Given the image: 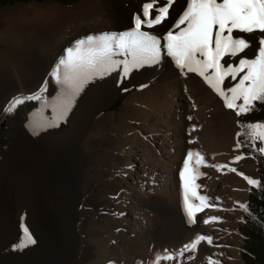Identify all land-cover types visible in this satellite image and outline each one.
<instances>
[{"label":"rangeland","instance_id":"374dc122","mask_svg":"<svg viewBox=\"0 0 264 264\" xmlns=\"http://www.w3.org/2000/svg\"><path fill=\"white\" fill-rule=\"evenodd\" d=\"M83 1L73 0L63 3L59 0H30L0 5V51L5 50L6 62L0 69V166H2L0 176L5 198L12 204L14 210L13 212L11 210L12 220L6 223V226L10 225L9 240L17 241L19 236L22 238L25 226L31 229L28 200L34 173L32 147L36 146L43 150L46 163L54 160L63 165L66 178L58 186V194L64 199L68 196L67 205L72 211L69 220L82 227L81 242L71 249V264H147L148 261L156 260L150 250L142 248L145 242L152 246L150 233L146 231L141 236H137V233L131 232L128 227L134 222V218H140L141 214L138 193L140 187L137 184L139 180L143 183V180L142 177L137 178L136 169L143 143L144 141L151 143L153 140V134L158 129L155 121L160 117L159 113L167 106L166 104L172 109L169 117L172 124L167 125L172 130L170 139L177 149L185 148L188 136H197L196 131L194 134L189 132L188 121H193L198 126L206 122V119L200 115V109L205 101L192 96L193 91L187 85L186 77L175 63V59L169 56L173 68L176 69L175 72L131 71L127 77L119 78L114 95L95 113L83 131L81 130L84 113L87 107L99 98L109 81V76L89 83L76 99L66 121L60 122L57 127L33 131L34 120L43 122L55 120L56 113L48 105L60 94V86L55 83L53 77L47 78V90L36 94L43 97L39 99L41 103L39 107L36 106V100L30 99L18 105L11 113L5 111L14 97H28L23 94L13 95L15 92L8 94L7 91L13 90L24 74L31 75L40 69L35 62L36 53L31 54V60H28L29 58L12 53L10 47L26 42L34 32L41 29L55 28L57 31V27L62 22V12L73 9ZM135 2L139 3L138 8L141 9L145 0L142 2L135 0ZM185 3L184 12L189 6V0ZM152 14L155 15V11ZM182 15L180 12L175 17L174 34L179 33L180 26H184L177 27ZM109 16L105 13L98 20L91 19L90 14L71 17L65 36H61L57 43L50 38L42 43L41 48L46 55L49 68L46 70L54 69L59 58L65 55L70 43L81 39L83 35L110 30L113 21ZM31 45L34 47L35 42ZM164 55L161 53L159 61L152 63L151 67H159ZM228 56L225 55L220 61L225 68L229 64ZM197 58H200L199 54ZM208 71L214 72V69ZM116 72L118 71L112 73ZM172 98L175 100L171 101ZM217 104V100L209 102L210 112ZM211 116L215 120L213 122L215 125L217 117L212 112ZM237 116L235 112L236 148H233L232 153L238 152L243 158L232 161L230 167L237 169V172L219 167L221 164L217 157H213V165L218 167H208L212 179L216 178L219 185L226 181L225 189L229 190L224 201L217 204L222 212L219 223L234 229V236L238 239L235 246L228 241L223 243L224 249L227 245L232 249L225 260L221 259V264H244L239 257L243 237L239 226L243 221L242 215L245 211L243 206L247 200L250 184L246 179L245 184H240L238 179H244V176L255 180L258 178L257 160L252 154L242 152L237 139V132L240 129ZM159 129L166 130L163 126ZM190 143L196 146L194 139ZM253 145L256 148L264 147V143L259 140H253ZM78 158L84 162L81 167ZM181 159L182 156H179L175 160V166L179 165ZM231 189L238 195L231 192ZM123 219L127 221V225L123 223ZM176 222L177 226H182L184 217L180 215ZM193 241L191 239L187 244ZM198 247L199 244L194 251H188V254L184 252L180 256V264H199L196 260ZM234 250L237 253L236 263L230 261ZM222 255L223 252L220 257H225ZM159 264H174V262L159 259ZM207 264L211 263L207 261Z\"/></svg>","mask_w":264,"mask_h":264},{"label":"bare ground","instance_id":"6f19581e","mask_svg":"<svg viewBox=\"0 0 264 264\" xmlns=\"http://www.w3.org/2000/svg\"><path fill=\"white\" fill-rule=\"evenodd\" d=\"M142 1L144 0H140V2ZM185 2L186 0H177L174 2L170 8L169 16L161 24L151 28L142 25V31L150 33L160 41L161 53L165 55L161 58L159 67H151L152 63H149L133 68L131 71H176L172 66V59L167 55L165 37L169 31L175 33L176 25L174 20L180 12L182 14L184 13ZM138 6L139 3L135 2V0H84L71 10H64L62 12V22L57 27V31H55V28L41 29L34 32L26 42L10 47L12 53H17L26 59L29 58L28 60H31V54L36 53L35 62L41 70L39 69L31 75L22 74L23 76L19 79L15 88L7 91L8 94L15 92L13 95H36L44 82L47 81V78L52 77L51 72L53 70H46L49 69L48 62L41 46L48 38L52 39L54 43H57L61 36H65L67 34V27L70 25L69 19L71 17L78 14H90L91 19L95 18L98 20L105 13H108L110 19L113 21L112 28L106 32H97L93 35L113 32L124 33L135 29V17L137 15H141L142 19L144 18L142 16V7L139 9ZM183 27L180 26V29ZM232 35L233 37L244 38L250 46L234 56L229 55L228 67H238L242 59L251 60L258 56L259 41L261 37H264V33L259 31L246 33L233 30ZM84 37L86 36L83 35L82 38ZM32 42H35L34 47L31 45ZM74 43H70L67 48L73 46ZM4 54L5 50H1L0 69L6 63ZM114 58L119 60H132L130 55ZM117 71L109 75V81L103 88L99 98L87 107L84 113V122L82 123L81 131L87 128L89 120L114 95L115 90H117V80L123 77L122 71ZM182 72L186 77L187 85L193 91L192 96L197 99H204L205 101L200 109V115L206 119V122L198 126L193 121H188L189 132L194 134V131H196L197 136H188L185 148L177 149L175 143L170 139L172 138V130L167 125L172 124L169 119L172 113V109L168 107L170 105L166 104L167 106L159 113L160 117L155 121L156 128L158 129L153 134V140L151 143L144 141L141 155L137 159L139 165L136 169V176L139 179L142 177L143 180V183H140L141 180H139L137 184L140 187L138 191L141 208L140 218H134V222L131 225L129 224L128 227L131 232H136L137 236H141L143 232L148 231L150 233L149 238L152 239V246L150 247L148 242H145L142 248L150 250L155 259L161 257L162 260L164 259L162 257L169 254L176 256L177 252L189 240H194L197 236H210L212 238L211 244L207 243L206 240L199 243L196 260L199 264H207V261L210 263L216 261L218 264H221V259L223 260L224 258L225 260L229 255V251L232 249L229 245L224 249L223 243L228 241V243H232L235 246L238 243V239L234 236V229L227 228L224 223H219L222 212L217 204L224 201V197H226L225 195L229 190L225 189L224 184L226 181L222 185H219L216 178L212 179L209 175L208 167L213 165V157L219 159L221 166L226 165L227 167H222L226 170L232 166V161H237L236 157L239 156V153H232L233 148H236L234 132V114L236 111L235 109L226 107L224 98L198 73L188 72L186 68L182 69ZM212 73L213 71H208L206 75H211ZM243 75L244 72H241L235 79L231 75L227 76L221 87L227 91L231 87H234ZM228 95L230 96L231 93L229 92ZM34 100H36V106L39 107L41 104L39 99ZM174 100L175 98H172L171 101ZM213 100L218 101L216 107L211 111L217 117L215 125L213 124L215 120L212 119L209 110V102ZM235 103L237 105L242 104L243 99L241 98ZM162 126L166 128L165 131L159 129ZM152 127L154 128L155 126ZM199 130L201 131L199 132ZM166 137L169 139L167 140ZM193 139L195 140L196 146L190 143ZM76 140L78 141V138ZM32 149L34 173L31 178L30 198L28 200L30 213L29 224L31 227L29 231L36 239V243L19 249L15 245L22 239L20 236L17 241L9 240L11 233L10 225L8 224L6 226V223H10L12 220L11 210L12 212L14 210L12 209V204L5 198L0 176V264H71V249L75 248L81 242L80 235L82 227L81 225H75L74 222L69 220L72 211H70V207L67 205L68 196L67 199H64L62 195L58 194L57 188L66 178L63 165L54 160L46 163L43 150L36 146H33ZM189 151L200 152L204 157V162L199 165L196 163L197 158L195 156L189 163L193 169L192 175H196V169H198L199 173H203V175H199L195 180L196 184L201 185L200 188L196 189V192L198 195L208 197L206 202L207 206L203 208V211L197 212L196 223L194 224L189 222L185 210L184 187L181 178L184 161ZM179 156H182V159L179 165L175 166V160ZM78 163L80 167L84 164L83 160L79 158ZM238 182L245 184L246 180L238 179ZM233 189L230 191L238 195ZM79 193L80 191L78 192L77 198ZM189 199L194 205L201 204L198 199L192 197L191 190L189 191ZM180 215L184 217V224L177 226L176 220ZM211 217H218L219 219L211 221ZM204 220H210V222L206 224L203 222ZM123 223L128 224L124 219ZM4 225L7 227L6 229ZM185 252L187 253L188 251ZM222 252V256L225 257L221 258L220 255ZM230 261L233 263L237 262V253L235 250L233 258ZM173 262L174 264H180L181 257L178 256L176 259H173ZM147 264H154V262L148 261Z\"/></svg>","mask_w":264,"mask_h":264},{"label":"snow or ice","instance_id":"6c2138e0","mask_svg":"<svg viewBox=\"0 0 264 264\" xmlns=\"http://www.w3.org/2000/svg\"><path fill=\"white\" fill-rule=\"evenodd\" d=\"M175 0H145L142 5V16L135 17V29L124 33H102L99 35H88L75 41L74 45L65 50V55L59 58L51 76L55 83L60 86V94L54 102L48 106L56 113L55 120L43 122L33 121V131L38 132L47 127H57L74 107L76 99L84 88L96 79H103L111 75L112 72L120 70L123 77H127L133 68L140 67L146 63L158 62L161 56L160 41L150 33L142 31V25L151 28L161 24L169 14ZM155 11V15H153ZM185 25L179 33L172 31L167 33L166 51L167 55L175 59V63L181 69L188 72L198 73L209 85L225 100V106L235 109L237 115L246 114L253 110L254 101L264 102V37L259 43V54L255 59H242L238 67L225 68L221 59L225 55H236L248 48L250 45L242 37H233V30L252 33L259 31L264 33V0H189V6L178 21L177 27ZM227 33V35H225ZM199 54L200 58H197ZM131 56L128 61L115 59L117 56ZM121 66H123L121 68ZM209 69H214L211 75H206ZM246 70V71H245ZM244 72L239 82L225 91L221 85L225 77L231 75L233 79ZM47 90V81L44 82L41 93ZM231 93L229 96L228 93ZM243 99V103L237 105L235 102ZM41 99V95L28 97H14L5 111L11 113L25 100ZM191 119V117H189ZM249 135L253 140L264 143V123L258 122L248 124ZM259 151L264 153V147ZM196 157L197 165L204 162V157L200 152L189 151L184 161L181 178L184 187V206L190 223H196V214L203 211L207 206L208 197L198 195L196 189L201 185L195 180L199 175H192L193 169L190 161ZM243 157H236V160ZM212 167H218L211 165ZM219 167H227L219 166ZM231 172H237L235 168H229ZM244 175L243 173H239ZM244 179L251 185H259V181L244 176ZM192 197L198 199L201 204L194 205L190 202L189 191ZM246 208V206H243ZM219 219L211 217V221ZM210 220H204L209 223ZM212 243L210 236H197L193 242L184 245L176 256L171 254L162 257L173 260L182 256L185 251H194L201 241ZM36 239L29 231L28 227L23 228V237L15 245L16 248L23 249L29 245H34ZM158 257L154 264H159ZM211 264H218L212 261Z\"/></svg>","mask_w":264,"mask_h":264},{"label":"trees","instance_id":"16d2710c","mask_svg":"<svg viewBox=\"0 0 264 264\" xmlns=\"http://www.w3.org/2000/svg\"><path fill=\"white\" fill-rule=\"evenodd\" d=\"M17 1L30 0H0V5L11 4ZM42 1V0H38ZM69 3L73 0H59ZM252 111L238 115L237 119L240 129L237 132L242 152L252 154L257 162L259 185H249L245 211L242 215V224L239 231L242 234V241L239 250V257L244 264H264V153L253 145V138L249 135L248 124L264 123V102L254 101Z\"/></svg>","mask_w":264,"mask_h":264},{"label":"water","instance_id":"95a60500","mask_svg":"<svg viewBox=\"0 0 264 264\" xmlns=\"http://www.w3.org/2000/svg\"><path fill=\"white\" fill-rule=\"evenodd\" d=\"M255 160H256V158H255ZM257 180H258V178H257Z\"/></svg>","mask_w":264,"mask_h":264}]
</instances>
